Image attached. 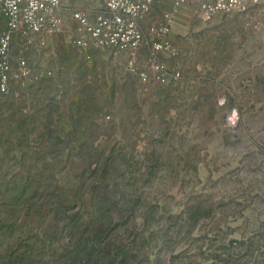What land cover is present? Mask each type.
Segmentation results:
<instances>
[{"label": "rangeland", "instance_id": "obj_1", "mask_svg": "<svg viewBox=\"0 0 264 264\" xmlns=\"http://www.w3.org/2000/svg\"><path fill=\"white\" fill-rule=\"evenodd\" d=\"M83 8L99 4L69 0L44 45L12 46L39 77L0 95V264H264V5L168 34V83L147 46L148 82L78 50Z\"/></svg>", "mask_w": 264, "mask_h": 264}, {"label": "built area", "instance_id": "obj_2", "mask_svg": "<svg viewBox=\"0 0 264 264\" xmlns=\"http://www.w3.org/2000/svg\"><path fill=\"white\" fill-rule=\"evenodd\" d=\"M69 0H0V16L5 29L0 32V95L14 92L13 82L26 87L39 75L21 56L17 68L12 67V46L15 41L22 47L44 45L59 30L61 12ZM92 1L99 4L98 10H73L72 18L77 23L75 36L70 42L80 51L88 53L96 48L126 54L128 69L144 82L149 81L146 72L137 68L139 51L143 46L150 50L149 64L156 72V80L168 83L179 74L170 75L168 68L159 61V54L171 50L167 39L169 28L163 26L157 32L161 38L148 43L142 24L151 14L155 0H70ZM176 7L194 8V14L205 22L218 16L232 13L247 14L253 8L264 5V0H173ZM93 14V18L90 15ZM16 79V80H15ZM29 80V81H28ZM28 81V82H27Z\"/></svg>", "mask_w": 264, "mask_h": 264}, {"label": "crops", "instance_id": "obj_3", "mask_svg": "<svg viewBox=\"0 0 264 264\" xmlns=\"http://www.w3.org/2000/svg\"><path fill=\"white\" fill-rule=\"evenodd\" d=\"M153 14L156 15V17L162 19L161 21H164L163 26H166L169 28V35L170 33L176 34V33L182 32L186 27H188L189 29L192 27L193 29L198 30V29H201V27H203V24H204L203 19L194 14V8L176 7L174 5L173 0H155L153 3L151 16H153ZM237 15H240V14L232 13V14L226 15L224 23H226L228 20L232 19L233 17ZM262 15L263 14L259 12V17L264 18V16ZM149 18L146 19L147 21L145 20L146 22L144 21L143 23L146 29H148L149 27L148 26V23L150 21ZM220 22H221L220 20H217V21L212 22V25L210 23L209 24L210 26H213V24L215 25ZM241 26L244 27L243 24H241ZM161 27H159V24H158L154 26L153 28H151V32L157 34V32L159 31ZM259 27L264 28V22L262 26H259ZM142 28H143V25H142ZM251 29H253V27Z\"/></svg>", "mask_w": 264, "mask_h": 264}, {"label": "trees", "instance_id": "obj_4", "mask_svg": "<svg viewBox=\"0 0 264 264\" xmlns=\"http://www.w3.org/2000/svg\"><path fill=\"white\" fill-rule=\"evenodd\" d=\"M93 250V249H92ZM92 252V251H91ZM88 255L90 256L91 255V253H89V254H86L85 255V257L83 256V258H85V260L84 259H82L80 262H79V264H89L88 262V260H86V258H88ZM19 261L21 262L20 264H32V263H29L26 259H24V258H21V259H19ZM49 261L48 260H45L44 261V264H50V263H48ZM53 264H60V262H57L56 260L54 261V263ZM72 264H76V263H72Z\"/></svg>", "mask_w": 264, "mask_h": 264}]
</instances>
